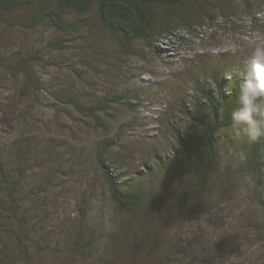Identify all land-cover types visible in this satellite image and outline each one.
Listing matches in <instances>:
<instances>
[{
    "label": "rangeland",
    "instance_id": "obj_1",
    "mask_svg": "<svg viewBox=\"0 0 264 264\" xmlns=\"http://www.w3.org/2000/svg\"><path fill=\"white\" fill-rule=\"evenodd\" d=\"M35 9L0 14V264H264V198L242 166L244 131H221L211 169L175 134L197 81L243 74L264 47V0L186 5L178 36L132 46L94 11L69 13L67 31L23 26ZM15 55L31 57L29 77L2 66ZM91 106L105 108L92 117ZM101 140L145 194L134 213L110 194Z\"/></svg>",
    "mask_w": 264,
    "mask_h": 264
},
{
    "label": "trees",
    "instance_id": "obj_2",
    "mask_svg": "<svg viewBox=\"0 0 264 264\" xmlns=\"http://www.w3.org/2000/svg\"><path fill=\"white\" fill-rule=\"evenodd\" d=\"M209 1L211 0H0V14L28 5L36 9L25 23H21L23 26L35 28L50 20L58 29L67 31L70 27L67 23L69 13L85 15L94 11L109 32L120 34L124 42L132 46L137 41L155 39L158 35L166 38L178 36L174 29L176 9L189 4H206ZM184 24L189 28L193 27L189 21L185 20ZM52 45L64 47L59 42ZM31 60V57L15 55L14 58H6V63L2 66L7 67L13 75L24 74L29 77ZM219 73V70L214 73L216 83L210 86L197 81L194 92L183 100L189 124L183 129H175L178 143L209 169L218 163L221 156L219 136L222 130L231 128V113L238 106L243 76L236 74L226 82ZM123 98L121 95L120 99ZM104 108L91 106L82 110L88 116L97 117ZM231 141L234 143L236 138L233 137ZM113 144L111 140L99 141L96 161L114 201L123 210L134 213L143 205L145 194L137 184L126 178L124 171L108 161L107 155ZM245 145L247 153L242 166L251 171L254 191L260 198H264V139L250 143L246 137ZM0 166L7 177L3 164L0 163ZM90 201L91 199H86L83 202L81 215L84 219L88 215Z\"/></svg>",
    "mask_w": 264,
    "mask_h": 264
},
{
    "label": "clouds",
    "instance_id": "obj_3",
    "mask_svg": "<svg viewBox=\"0 0 264 264\" xmlns=\"http://www.w3.org/2000/svg\"><path fill=\"white\" fill-rule=\"evenodd\" d=\"M231 128L243 130L250 143L264 139V47H257L245 62Z\"/></svg>",
    "mask_w": 264,
    "mask_h": 264
}]
</instances>
